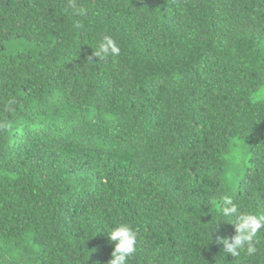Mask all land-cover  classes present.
Listing matches in <instances>:
<instances>
[{
	"label": "trees",
	"instance_id": "16d2710c",
	"mask_svg": "<svg viewBox=\"0 0 264 264\" xmlns=\"http://www.w3.org/2000/svg\"><path fill=\"white\" fill-rule=\"evenodd\" d=\"M75 2L0 0V264H264V0Z\"/></svg>",
	"mask_w": 264,
	"mask_h": 264
},
{
	"label": "clouds",
	"instance_id": "9594fccd",
	"mask_svg": "<svg viewBox=\"0 0 264 264\" xmlns=\"http://www.w3.org/2000/svg\"><path fill=\"white\" fill-rule=\"evenodd\" d=\"M70 7L76 8L75 0H69ZM80 14H84V9H79ZM84 25L77 21L74 28L81 29ZM121 48L116 40L110 35H104L93 53L95 57L104 59L108 57H118ZM92 60V57H91ZM14 102V101H13ZM224 207L221 215L223 217L234 218L236 235L232 237H221L219 243L223 244L224 252L233 256H238L240 251H246L248 256H254L258 252L257 236L264 229V214H259L250 210H241L238 202H234L231 196L224 200ZM220 225V224H218ZM217 225V226H218ZM112 242H115L112 259L108 264H127L130 257L136 252L137 232L133 226L127 222H117L109 230H106Z\"/></svg>",
	"mask_w": 264,
	"mask_h": 264
}]
</instances>
